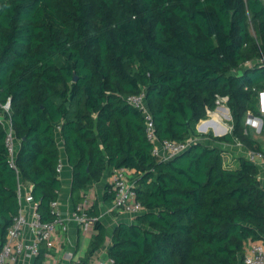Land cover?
<instances>
[{
	"label": "trees",
	"instance_id": "trees-1",
	"mask_svg": "<svg viewBox=\"0 0 264 264\" xmlns=\"http://www.w3.org/2000/svg\"><path fill=\"white\" fill-rule=\"evenodd\" d=\"M261 59L264 0H0V103L10 102L20 142L13 166L0 122V249L21 179L33 185L42 221L54 219L60 135L75 205L105 172L128 167L144 207L110 240L98 219L87 258L108 244L117 264H244L248 240L264 239V184L258 164L228 160L217 142L264 147L245 133L246 114L259 113ZM142 92L159 139L197 138L182 154L153 155L143 114L124 98ZM219 96L232 130L199 132ZM114 197L106 183L103 202ZM43 258L44 248L36 264Z\"/></svg>",
	"mask_w": 264,
	"mask_h": 264
},
{
	"label": "built area",
	"instance_id": "built-area-1",
	"mask_svg": "<svg viewBox=\"0 0 264 264\" xmlns=\"http://www.w3.org/2000/svg\"><path fill=\"white\" fill-rule=\"evenodd\" d=\"M261 61L264 62V59ZM124 98L143 114L146 136L153 143L152 153L160 160H169L182 154L197 140L196 137L184 141L159 139L152 113L146 102L145 92L126 95ZM216 102L218 111L220 109L227 110L226 97L219 96ZM258 107L259 113L248 112L245 116V133L252 134L255 138L264 132V88L258 91ZM9 112L10 102L0 103V122L7 131L5 143L9 150L10 163L14 166L19 140L15 135L12 120L7 116ZM208 115H211V111L208 112ZM217 124L221 123L217 122ZM231 130L232 125L227 127V131ZM218 133L216 131L214 135H219ZM205 139L207 144H213L208 138ZM217 143L221 144L223 149H229L227 148L228 143ZM235 145L241 149L245 148L247 158L259 165V179L262 181L264 179V147L262 150L253 151L246 148L239 139L236 140ZM228 154L225 151V156ZM57 171L59 173L62 171L61 162L57 166ZM134 171L128 167H120L114 170L110 183L114 189L115 197L109 207L110 212L126 213L131 215L133 219L144 211L143 205L137 199L135 189L137 176H135ZM31 187H33L32 184ZM23 188L24 184L20 180L18 184L19 199L20 201L25 199L28 206L20 203L19 213L15 217L14 223L9 227L5 243L0 249V264H36L37 258L42 253V248H44V258L41 264H117L115 258L108 255L107 250H105L106 246L87 258L88 248H86L85 243L80 242L81 239L73 240L70 238L71 228H74L76 233L78 231L84 240L87 237L91 239L92 235L97 232L95 223L98 219L101 220L102 213L100 216L90 214L94 202L87 204V194H84L85 199L83 201L69 210L61 209L59 198L53 200L51 208L55 215L54 219L42 221L38 212V201L35 200L31 191L24 193ZM243 260L244 264H264V239L248 240Z\"/></svg>",
	"mask_w": 264,
	"mask_h": 264
},
{
	"label": "crops",
	"instance_id": "crops-1",
	"mask_svg": "<svg viewBox=\"0 0 264 264\" xmlns=\"http://www.w3.org/2000/svg\"><path fill=\"white\" fill-rule=\"evenodd\" d=\"M228 110L220 109L219 111H224L225 113H228L229 117H230L231 116L230 110L229 111ZM212 113H217V112H212ZM217 115L220 118H222V116L219 113H217ZM227 117H228V115H227ZM208 118L205 119L203 122L206 123L209 120ZM222 122H223V119H222ZM224 125H225V123H224ZM225 130H227V126H226ZM58 137H59L58 138L59 146H60V149H61V163H62V171L60 173V177H61L62 183H63L62 184V188L60 190L59 200H60V203H61V209L69 210V209H72L73 206H75V204H74V202L72 200V197H71L72 167H71V165L68 162L62 138L60 137V135ZM18 143H19V145H18V149H19L20 142H18ZM227 148H229L228 149L229 150L228 158L233 157V156L234 157L235 156H239V155H244V156L247 155L245 148L241 149V148L237 147V145H235V144H229L228 143ZM113 174H114V171H112V170L105 172V174L102 177L101 181L94 183L93 186L91 188H89L85 193H87L89 191L92 192V191L98 190V189L101 191V193H103L104 186L106 185V183H110L111 182ZM21 181L24 184V188H23L24 189V193H29L31 191V188H32L31 184L28 183V182L23 181L22 179H21ZM261 182H262V184H264V179ZM20 203L23 204L24 206H28V203L26 202L25 199H22V201H20ZM101 210H102V212H101L102 213L101 220L103 221V219L105 218V212L103 211V207L102 206H101ZM108 214H109V212H108ZM108 217H109L110 221H112V222H113V219H114V221H115L114 224H118L120 221H128V222H132L133 221L132 216L129 215V214H126V213L115 214V212H110ZM112 232L113 231L108 232V239L109 240H110V237L112 235ZM70 238L73 239V240L81 239L80 242L83 241L85 243V245H86V248H88V245L90 243V237H87L86 240H84L82 235L78 231L76 233V230L74 228H71ZM109 240H108V242H109ZM69 248H72V247L69 246ZM107 248H108V245H106L105 250H107Z\"/></svg>",
	"mask_w": 264,
	"mask_h": 264
},
{
	"label": "rangeland",
	"instance_id": "rangeland-1",
	"mask_svg": "<svg viewBox=\"0 0 264 264\" xmlns=\"http://www.w3.org/2000/svg\"><path fill=\"white\" fill-rule=\"evenodd\" d=\"M212 112H217V113H219L221 116H222V119H223V124L225 123L226 125H227V127L228 126H230L231 124H232V118H231V116L229 117V114L228 113H225V112H223V111H218L217 109H215L214 111H211V113ZM228 115V117H227V115ZM210 116V117H209ZM209 117V118H208ZM215 116H213L212 114L211 115H207V117L206 118H208L209 119V121L210 120H214L215 122H216V124H215V122H214V124L211 126H208V128H207V130L205 131V133L206 132H212L213 134H215L216 133V131H218L216 128H217V119L216 118H214ZM206 118H204V119H202V121H204ZM202 121H200L199 122V124H198V126H197V129H198V131L199 132H202L203 133V129L201 128V125L204 123H202ZM202 123V124H201ZM257 139L259 140V142L262 144V145H264V132H263V134L261 135V136H258L257 137ZM224 151H226V152H228L229 153V150L228 149H226V148H224ZM228 156H229V154H228ZM228 158V157H227ZM230 158H228V160H229ZM238 165V164H237ZM88 195L86 198H87V200H88V202H87V204L89 205V204H91L92 202H95V201H98V202H100L101 204V206L103 207V211L105 212V218L103 219V221H104V223L106 224V226L108 227V232H111V231H113V229L115 228V226L117 225V224H114V219H113V222L112 221H110V219H109V217H108V215L110 214V211H109V207L103 202V199H102V193H101V191L98 189V190H94V191H92V192H87V193H85V195ZM108 212H109V214H108ZM113 214V213H112ZM119 214V213H118Z\"/></svg>",
	"mask_w": 264,
	"mask_h": 264
},
{
	"label": "bare ground",
	"instance_id": "bare-ground-1",
	"mask_svg": "<svg viewBox=\"0 0 264 264\" xmlns=\"http://www.w3.org/2000/svg\"><path fill=\"white\" fill-rule=\"evenodd\" d=\"M212 115L215 116L214 118H216L219 123H221L217 125L218 132L225 130L227 125L222 123V118H220L217 113H212Z\"/></svg>",
	"mask_w": 264,
	"mask_h": 264
},
{
	"label": "water",
	"instance_id": "water-1",
	"mask_svg": "<svg viewBox=\"0 0 264 264\" xmlns=\"http://www.w3.org/2000/svg\"><path fill=\"white\" fill-rule=\"evenodd\" d=\"M75 79H77V76H75ZM229 108H227V110H228ZM229 111V110H228ZM214 120L212 121V120H208L206 123H204L203 125H201V128L202 129H204V130H206L207 129V127L209 126V125H213L214 124ZM228 131L227 130H224V131H222V132H219L218 134L219 135H224V134H226Z\"/></svg>",
	"mask_w": 264,
	"mask_h": 264
}]
</instances>
